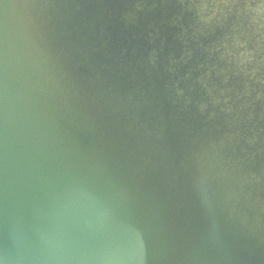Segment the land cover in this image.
<instances>
[{
	"label": "water",
	"instance_id": "obj_1",
	"mask_svg": "<svg viewBox=\"0 0 264 264\" xmlns=\"http://www.w3.org/2000/svg\"><path fill=\"white\" fill-rule=\"evenodd\" d=\"M191 2L0 0V264H264V97Z\"/></svg>",
	"mask_w": 264,
	"mask_h": 264
},
{
	"label": "clouds",
	"instance_id": "obj_2",
	"mask_svg": "<svg viewBox=\"0 0 264 264\" xmlns=\"http://www.w3.org/2000/svg\"><path fill=\"white\" fill-rule=\"evenodd\" d=\"M194 27L211 32L225 21L233 25L217 44L215 52L223 71L238 77L248 93L264 97V0H195ZM17 156L13 141L7 153V167L15 170Z\"/></svg>",
	"mask_w": 264,
	"mask_h": 264
}]
</instances>
